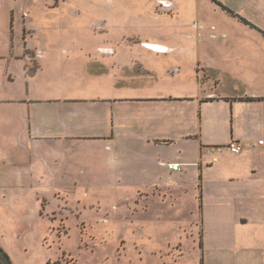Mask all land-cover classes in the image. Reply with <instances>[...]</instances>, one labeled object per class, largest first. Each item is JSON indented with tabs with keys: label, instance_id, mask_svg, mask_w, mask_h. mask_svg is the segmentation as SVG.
<instances>
[{
	"label": "rangeland",
	"instance_id": "rangeland-1",
	"mask_svg": "<svg viewBox=\"0 0 264 264\" xmlns=\"http://www.w3.org/2000/svg\"><path fill=\"white\" fill-rule=\"evenodd\" d=\"M223 6L264 28V0H0V56L37 49L63 58L71 77L85 67L87 74L83 62L91 57L108 63L122 32L132 41L177 43L187 60L210 42L263 33L237 12L248 24L236 28ZM129 141L114 151L86 144L71 169L38 144L44 180L27 190L15 180V203L1 206L0 246L13 264H264V219L248 218L245 240L232 233L204 240L194 177L184 197L166 185L167 164L184 149ZM185 150L196 158L195 144Z\"/></svg>",
	"mask_w": 264,
	"mask_h": 264
},
{
	"label": "crops",
	"instance_id": "crops-1",
	"mask_svg": "<svg viewBox=\"0 0 264 264\" xmlns=\"http://www.w3.org/2000/svg\"><path fill=\"white\" fill-rule=\"evenodd\" d=\"M224 12L236 28L244 19L257 26L240 12L244 19ZM257 27L258 38L210 42L193 60L179 59L185 50L177 43L132 41L122 32L108 63L91 57L83 62L88 73L85 67L71 77L63 58L37 56V49L0 56V214L15 203L11 183L27 190L37 177L44 180L38 144L71 169L86 144L114 151L139 138L154 148L184 149L168 162L166 185L184 197L194 177L204 240L231 233L245 240L248 218L264 219V28ZM233 142L242 152H231ZM190 143L196 158L187 156ZM173 164L181 172H172ZM232 221L234 227H224Z\"/></svg>",
	"mask_w": 264,
	"mask_h": 264
},
{
	"label": "trees",
	"instance_id": "trees-1",
	"mask_svg": "<svg viewBox=\"0 0 264 264\" xmlns=\"http://www.w3.org/2000/svg\"><path fill=\"white\" fill-rule=\"evenodd\" d=\"M223 10L227 11L229 14L234 16V12L231 11L229 8L223 6ZM35 72H36L35 68H32V69L28 70V74L31 75V76L34 75ZM41 216H42V214H41ZM0 264H13V262L10 259V257L7 255V253L4 251V249L1 246H0Z\"/></svg>",
	"mask_w": 264,
	"mask_h": 264
},
{
	"label": "built area",
	"instance_id": "built-area-1",
	"mask_svg": "<svg viewBox=\"0 0 264 264\" xmlns=\"http://www.w3.org/2000/svg\"><path fill=\"white\" fill-rule=\"evenodd\" d=\"M259 145H264V141L259 142ZM229 149L231 150L232 153L234 154H239L242 152V147L239 143L233 142L229 145ZM170 170L172 172H181L182 168L178 164H173L170 166ZM1 167H0V175H1Z\"/></svg>",
	"mask_w": 264,
	"mask_h": 264
}]
</instances>
